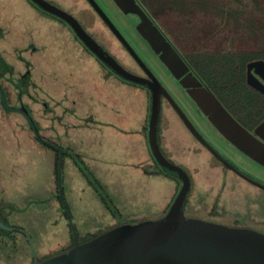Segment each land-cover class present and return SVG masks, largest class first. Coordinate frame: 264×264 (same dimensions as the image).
Listing matches in <instances>:
<instances>
[{
    "label": "rangeland",
    "instance_id": "374dc122",
    "mask_svg": "<svg viewBox=\"0 0 264 264\" xmlns=\"http://www.w3.org/2000/svg\"><path fill=\"white\" fill-rule=\"evenodd\" d=\"M143 3L173 41H187L188 35L190 45L201 49V40L191 33L194 29L191 24L188 25L187 17L193 16L198 22L206 17L209 18L207 30L215 35L211 42L223 41L225 49L222 51L233 52L234 43L238 46L236 50L244 55L264 51V0H143ZM0 25L12 33L11 40L19 41L18 46L37 49L33 66L44 79L43 84L48 88L55 84L61 90L62 98L69 97L65 106L77 104L81 114L72 116L69 121L71 119V122L77 123L80 117L87 116L97 119L93 124L101 132L93 133L98 139L93 143L99 148L98 152L104 155L102 158L109 165L132 162L129 150L121 144L123 138L104 133L99 125L107 118L109 110L105 107L111 103L119 113L115 123L122 124L128 131L139 130L142 120L140 98L123 87L117 88L115 84L112 86L104 81L97 63L81 54L69 36L51 21H41L36 10L25 0H0ZM209 49H213L212 45H209ZM186 51L188 53L191 49ZM10 114L22 119L17 113ZM16 132L17 135L13 137L10 133H3L4 138L14 140L4 141L0 137V218L7 225L22 229L38 258L44 255L54 257L66 250L71 245L72 229L76 240L82 243L115 227L158 220L167 213L168 210L156 213L157 205H140L138 196H135L138 181L130 176L120 177V172L116 170L118 168L107 165L103 168L105 177L99 178L84 166L93 184V187L90 186L72 167L75 157L80 160L77 149L64 144L62 140H51L52 146L68 154L61 162L59 185L54 173V150L30 140L26 132L18 129ZM236 160L243 170L262 175L264 180V169L255 167L246 158L237 157ZM154 165V168L145 167V172L161 173ZM166 177L170 178V182L163 185V190L174 189L173 183L179 187L177 179ZM221 181L219 177H197L193 179L190 196L195 202L202 201L204 187L212 188L215 195L222 186ZM86 184L92 191L86 188ZM224 185L219 201L211 199L209 194L207 205L191 206L212 209L217 220L209 221L214 224L247 228L264 234V193L232 176ZM59 196L64 201L67 213ZM148 211L158 216L148 217ZM3 233L5 231L0 230V234ZM9 234L16 239L17 258L13 264H26L31 256L30 246L22 235Z\"/></svg>",
    "mask_w": 264,
    "mask_h": 264
},
{
    "label": "flooded vegetation",
    "instance_id": "af4514ba",
    "mask_svg": "<svg viewBox=\"0 0 264 264\" xmlns=\"http://www.w3.org/2000/svg\"><path fill=\"white\" fill-rule=\"evenodd\" d=\"M25 1L32 9L36 10L41 21H51L57 29L69 36L73 46L78 48L81 54L92 58L97 63L104 81L116 83L118 87L125 88L128 93L137 95L146 102V129H148L153 102L158 105L157 142L160 152L169 163L184 171L189 179V191L183 202V212L186 218L210 223L213 222L209 220H217L212 209L191 205H207L209 194L212 196L211 199L219 201L220 190L225 187L224 184L229 176L264 193V190L258 186H264L262 175H254L243 170L236 159L237 157L246 158L259 169H264V166L236 149L208 121L189 96L187 90L181 85L180 79H176L171 74L167 66L161 61L159 54L152 49L140 33L138 27L141 24V15L139 13L124 12L114 0H44L73 18L83 33L100 49L105 57L112 60L125 73L141 81L131 82L119 77L99 60L81 42L66 22L42 11L30 0ZM133 1L186 65L188 71L184 75L191 73L201 88L211 92L223 108L244 129L253 134L255 128L264 122V79L253 68L250 71L253 83L263 91L261 92L249 85L247 67L256 61L264 63V60L243 59L237 56L224 57L225 54H240L241 51L236 50V47L233 48V52L222 51L225 49L223 48V41L213 40L211 42L215 35L210 34L209 28L204 24L201 25L200 31L196 30L195 32L197 39L201 40V42L198 41L201 49L197 48L196 50L199 51H194L186 39L173 41L146 9L143 0ZM166 14L169 13L166 12ZM194 22L197 23L198 20ZM10 35L12 33L0 25V89L4 95L5 103L9 108H24L33 119L40 137L45 142L51 143V140L43 134L42 121L45 119L49 122L57 120L60 122L67 115L74 116L73 113L81 110L75 103L73 106H65L69 102L67 100L69 97L63 96L62 98V92L56 88L55 84L51 88L43 84L44 79L40 77L33 66V59L38 53L37 49L30 47L25 49V46H18L19 41L11 40ZM186 36L189 38L188 35ZM209 45H212V50L209 49ZM190 49L191 51L187 53L186 50L189 51ZM211 55L215 57L210 64ZM193 56L202 60V66L199 70L194 66L191 58ZM189 80L193 83L191 78ZM1 101L0 95V124L5 126L0 125V137H3V133H10L12 137L16 136L18 129L20 132H26L30 140L39 143L26 119L17 112L13 113H17L22 119L13 117L10 114L11 111L3 108ZM96 120L90 116L80 117L76 127L77 129H87L94 125ZM102 124L99 126H103ZM3 129L5 130L3 131ZM3 140L14 139L3 137ZM185 142L188 144L187 149L182 147ZM164 144H170L171 150L168 151ZM203 176L219 177L222 180V186L215 195H213L212 188L204 187L205 190L202 192L204 198L202 201L196 200L197 202H195L194 198L190 196L193 179ZM178 182L179 187L174 199L182 185L179 180ZM0 222L7 225L1 218ZM9 227L13 230L0 229L5 231V233L0 234V264H13L17 258L16 239L9 236V233L22 235L29 245L21 228ZM76 242L82 244L86 241L79 243L76 240ZM73 245L74 239L72 237L71 245L57 256L66 253ZM29 249L31 256L26 264H33L35 253L31 248ZM35 257L38 263L53 258L45 255L41 258L36 255Z\"/></svg>",
    "mask_w": 264,
    "mask_h": 264
},
{
    "label": "water",
    "instance_id": "95a60500",
    "mask_svg": "<svg viewBox=\"0 0 264 264\" xmlns=\"http://www.w3.org/2000/svg\"><path fill=\"white\" fill-rule=\"evenodd\" d=\"M30 1L42 11L66 22L81 42L119 77L131 82H141L105 57L69 15L44 0ZM114 1L124 12L141 15V24L138 27L140 33L159 54L171 74L176 79H180L183 88L221 136L251 160L264 166V122L255 128L253 134L244 129L211 92L200 87L191 73L184 75L188 71L186 65L133 0ZM253 68L264 79V63L256 61L247 67L248 84L262 92L263 89L254 85L250 75ZM0 95L5 110L21 114L36 140L58 152L57 171L60 180V166L64 152L40 137L33 119L24 108H9L1 89ZM157 121L158 105L153 102L147 129L150 153L161 171L182 183L167 213L158 220L115 227L82 244L76 242L75 231L72 229L74 245L70 250L40 263L34 255L33 264H264L263 234L247 228L227 227L184 216L183 202L189 191V179L184 171L162 156L157 142ZM258 186L264 190V186ZM59 199L67 213L61 196ZM0 229L13 230L2 222ZM27 239L32 249L31 241L28 237Z\"/></svg>",
    "mask_w": 264,
    "mask_h": 264
},
{
    "label": "crops",
    "instance_id": "0c3cea01",
    "mask_svg": "<svg viewBox=\"0 0 264 264\" xmlns=\"http://www.w3.org/2000/svg\"><path fill=\"white\" fill-rule=\"evenodd\" d=\"M195 20L196 19L193 18V16H190L189 18L187 17L188 25L191 24V27H193L194 29V31L191 30V33H193L194 37H195L194 34L196 30L200 31L201 25L204 24L206 27L209 28V18H206V17L202 18L201 22H197V23L194 22ZM234 34H236V32ZM189 39L191 38L189 37L187 39L190 45ZM190 47L193 50L197 49V48H194V45H190ZM234 47H238L236 43H234ZM111 84L112 86H114L113 84L116 85V83H111ZM140 100L141 101L139 102V104L141 103L142 120H141V128L139 130L135 132L128 131L127 129L123 127L122 124L115 123L116 121H118L119 113L117 109H114L113 107L114 104H111V103L110 104L107 103L105 107L107 110H109L107 111V114H106L107 118L101 121V123H103L102 128L104 130V133H110V134L113 133L123 138V141L121 144H124L126 149L129 150V154L132 156V159H131L132 162L130 161L126 163L120 162L116 165H109L106 159L102 158L104 157V155L101 152H98L99 148L95 147L93 143L97 139L93 136L94 135L93 133L101 132L99 131V128L93 127V125H91L87 129H77L76 127L77 123L71 122V119L69 121V118L72 117L71 114L67 115L63 120H61L62 122L61 121L57 122L58 120L49 122L44 119L42 121L43 122L42 131L46 138L50 140H56V141L62 140L64 144L73 146L74 149H77V153L80 158V161L83 163L84 166L88 167V170L92 175L99 177V178H104L105 173H104L103 168L109 165L114 168H118L116 170L120 172L121 174L119 175L120 177L130 176L134 180H137L139 183V188L136 189L137 194L135 196H138V201L140 202V205H157L155 206L156 213H160V212L164 213L165 211L168 210V208L171 205L172 200L174 199V196L176 194L177 185L173 183L174 189L167 190V191L163 190V185L165 183L170 182L169 181L170 178L156 171L145 172V167L153 166L154 168L155 163H154L153 157L150 153V149L148 146V135H147V129H146V117H147L146 102L142 98ZM76 114H81V113L80 112L73 113V115H76ZM107 124H110V125H107ZM184 140L186 141V139ZM97 144H99V142ZM164 145H165V148L168 149V151L171 150L170 144H164ZM182 147L184 149H187L188 144L185 142L183 143ZM72 167L76 170V172L79 174L81 179L84 180L83 175L81 174V172L79 171V169L74 163ZM170 184L172 185V183ZM85 186L86 188H89V190L91 189V187L88 186L87 184ZM148 213H150V215H147L148 217L158 216L156 213L151 214L150 211H148Z\"/></svg>",
    "mask_w": 264,
    "mask_h": 264
},
{
    "label": "trees",
    "instance_id": "16d2710c",
    "mask_svg": "<svg viewBox=\"0 0 264 264\" xmlns=\"http://www.w3.org/2000/svg\"><path fill=\"white\" fill-rule=\"evenodd\" d=\"M224 57H234V56H237V57H244L243 59H263L264 60V51H256V52H252L250 54H243V52H241L240 54H225L223 55ZM215 56H210L209 58V63L211 64V61H213ZM193 59V62H194V66L197 70H199L202 66V60L201 58L197 57V56H193L191 57ZM257 123V122H256ZM46 147V146H44ZM48 148V147H46ZM55 153V167H54V173H55V179H56V182H59V179H58V171H57V167H58V152L57 151H54ZM68 154H63L62 156V160H63V157L64 156H67ZM74 164L77 166V168L79 169V171L81 172V174L83 175V177L87 180L88 184L90 186H92L93 184L91 183L90 179L88 178V172L84 169V165L83 163L79 160V159H74ZM162 174H164L165 176H168L166 175L163 171H161ZM170 177V176H169ZM93 187V186H92ZM101 200L103 201V203L105 205H107L104 200L101 198Z\"/></svg>",
    "mask_w": 264,
    "mask_h": 264
}]
</instances>
